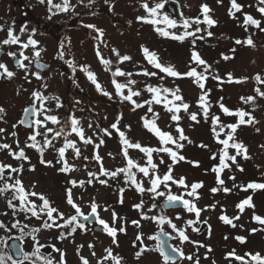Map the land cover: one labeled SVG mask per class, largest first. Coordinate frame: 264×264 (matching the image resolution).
Returning a JSON list of instances; mask_svg holds the SVG:
<instances>
[{
  "label": "rangeland",
  "instance_id": "1",
  "mask_svg": "<svg viewBox=\"0 0 264 264\" xmlns=\"http://www.w3.org/2000/svg\"><path fill=\"white\" fill-rule=\"evenodd\" d=\"M25 1L32 3L36 0ZM102 1L104 0H96V2ZM178 1L182 6L183 20L171 12V0H108V3L111 4L110 12H108L111 22L106 20L104 17L106 13L104 12L96 11L91 18V22L97 27L93 32L95 58L88 49L90 44H87L82 32L78 35L73 33L75 38L83 39L82 42L75 45V48L80 47L79 53L74 52V49L70 53L64 48L62 49L65 62H74V64L88 67L89 71L95 73L103 91L111 94L105 96L101 91H98L81 67L78 70L73 69L77 74L73 76L72 71H68L66 66H63L62 69L49 74L45 84L46 87L45 85L39 87V92L47 97L46 100H41V110L43 109L41 120L44 119L45 115H55L62 123L57 126L52 124L51 121H47V127L57 131L63 127L65 132L70 133L67 139L75 141L80 149L81 155L79 157H76L73 149H66L65 152V159L70 165H74L73 171L68 173L60 171L63 164L60 161L58 149L64 145L63 136L53 140V145L46 147L41 157L37 150L26 147V144L31 143L29 137L35 129H22V126L18 127L17 125L14 127L13 123L20 115L14 110L19 109L29 101V93L36 87V84L22 83V80H19L18 83V80H12L2 85L0 107L5 109V113L0 114L4 116L0 119V129H4L3 132H0V144L11 145V151L13 152H18L19 149L23 148L29 159H14L9 154V150L0 149V163L11 165L13 168L23 166L22 172L12 173L7 170L5 179L0 180V187H3L5 181L14 183L16 179H20L27 191L34 190L47 197L51 202V206L62 212L65 219L76 215L75 209L67 203L66 199V190L71 188L74 202L80 207L84 215L91 212V205L95 202L98 205L97 212L100 219L117 229L121 227L126 229L125 232L118 231L115 238L116 243L106 232L94 231L87 225H85L86 231L77 228V231L72 235L68 233L71 227L75 225L46 229L42 226L43 220L47 219L46 216L37 219L31 213L21 211L19 201L13 199L12 191L0 193V223L4 225V227H0V255L3 257V264L12 263L11 259H5L9 254L6 249V242L9 238L16 237L22 238L24 255L27 254L30 257V259L24 258L26 264H45L46 259H50L53 264H61V253L64 254L65 264H82L81 257L86 258L89 264H98L107 255L106 249L108 248L112 249L114 255L122 258L121 264H159V253H144L141 245L144 242L140 243L137 237H141L139 235L141 233L147 241L146 245H153L154 239L150 237H152L153 231L160 228L168 229L174 234L176 245L184 250V257L192 256V260L183 258L175 264H194L197 259L199 264H242L241 261L229 256V253L233 251L236 256L244 257L247 264H256L246 255L247 253H259L261 257H264V228L260 229L252 221V207L246 206L242 213L237 208L240 202L251 196L252 201L256 202V207H261L257 212L264 213V189L242 190L241 188L235 195L232 191L223 192L222 194H218V191L216 193L211 191L213 188H219L218 173L214 172L213 168L217 167L224 146L218 141L227 138V133L230 131L227 125L238 122L237 116L225 115L220 108V104L223 103L230 110H233V104L235 107L238 106L234 101L239 105L241 103L240 100L234 99L237 90L240 89L239 91L244 93L245 88H250L247 91L250 93L254 88L244 83L232 85V83H237L235 81L238 80L233 72L248 75L249 73L252 74L251 72L257 66L255 64L245 69L235 63L232 50L234 46L241 45L236 44V40L245 41L250 34L248 25L243 23L245 14L250 15V13L258 12V9L261 6L264 7V5L255 0H237V3L242 5L243 8L241 12L235 13L236 18H232L229 15L231 0ZM144 2H147L150 7H155L157 3H163L164 8L159 10L160 15L158 18L162 21L163 16L167 15L170 19L177 21V27L169 28L163 22L159 25H152L138 20V17L148 15L142 7ZM205 4L211 9L209 16L216 20L217 24L209 27L204 23L200 25L193 23L187 31H194L196 27L202 29L201 32L196 33V37L188 36L181 42L172 39L171 35L165 37L156 32L155 29L160 27L170 34L182 35L185 31L182 26L185 19L191 21L196 17H200L203 20L202 5ZM35 9L38 10L36 12L34 10V13L39 15L47 12V6L44 5L37 6ZM98 28L103 31L102 37L96 30ZM209 31L213 33L212 36L207 35ZM104 33L106 39L110 41L105 39ZM201 36L203 39L199 38ZM193 40H195V43H193ZM63 45H67L66 41ZM142 46L157 53L162 63L173 65L175 70L180 73H187L191 69H195L198 73L204 72V66L192 60L193 53H198L211 66L210 70L205 73L208 77L207 80L202 81L204 89H201L194 82L195 78L193 77H170L154 68L145 58ZM97 49L100 55L111 61L110 70L106 71L104 65L100 63ZM113 49L118 50L121 57L128 55L132 59L121 62ZM248 53L250 54V51ZM224 56H228L230 59L225 60ZM117 69L125 73H132V76L113 77L112 73ZM144 70L157 72V75L144 76L142 75ZM229 73L232 74V82L228 81ZM216 76L219 79H215ZM113 79L123 84H127L129 80H135L136 83L131 87L133 90L140 91L141 95L133 99L141 104L152 99L153 94L147 91L146 86L148 85L168 89L178 88L180 95L183 97L182 102L187 103L189 109L187 112L181 109L178 113L181 119L178 122L171 120V113L165 110L163 102L161 104L152 103L150 105L151 112L148 111V104H144L143 107L133 111L134 106L131 102L122 100L121 96L117 94L112 83ZM205 93H207V104L209 105L207 119L204 117L203 108L198 103L200 96ZM124 94H128L127 89L124 90ZM168 99L173 98L168 95ZM182 102L175 101L178 105ZM156 113L159 114V118L155 117L154 114ZM191 113L197 114L198 122L190 119ZM121 115L122 118H120ZM213 116H219L220 124L225 126L218 138L212 129L215 126L217 131H220V126L213 124ZM72 118L80 121L85 136L92 138V144L85 145L75 133H71L70 121ZM145 118L150 121L155 119L157 126L162 131L171 133L174 138L179 136L176 130L178 125L183 128L184 134L191 143L187 140L180 141L184 145L182 149L171 143L163 145L158 137L144 127ZM118 119L120 130L125 133L127 139L132 143H140L144 147L151 148L170 147L186 158L183 161L173 163L167 153H153V162L158 165L155 175L162 178L169 172V165H171L173 181L167 182V187L162 183L158 188V191L164 193V195L157 196L155 193L147 191L151 187L150 177L154 174L147 164V155L139 149L129 148L128 157L141 167H149L150 177H145L139 172L138 168L132 169L136 180L141 182L145 189L143 193L138 192L130 182H125L126 176L124 173H120L115 178L102 174L101 168L112 172L127 166V158L123 154L124 145L119 134L111 127ZM89 124H91V127H89ZM104 129H108L111 135H106ZM39 130L41 133L45 131L43 127ZM238 132L237 129L234 136L238 135ZM13 133L16 135H13ZM48 138L52 139V133L48 134ZM101 139L104 141L103 144L99 143ZM37 141L43 144V136H37ZM98 144L99 147L97 148L96 145ZM201 145L207 147H201ZM96 155L101 157L100 161L95 159ZM214 156L215 159H213ZM161 158L164 163H160ZM41 159L51 161V166L42 164ZM32 166L35 167L34 171L30 170ZM89 173H96L98 179L89 176ZM9 176L11 179H8ZM181 178L185 179L188 187L174 182L179 181ZM228 179V177H225L224 184L230 188L234 182ZM73 180L77 181L75 186L70 183ZM89 180L92 182L88 183ZM100 180H106L107 183L101 184ZM81 181L84 182L82 187L79 183ZM194 183H202L203 185L197 189L199 199L187 195V192L191 191L190 186ZM33 185H35L34 188ZM122 189L123 192H121ZM169 192L173 195L183 196L184 199L192 200L197 207L202 209L199 221L195 225H200L203 219L208 220V224L202 223V226H207L206 231H193L194 225H188L187 221H196L197 217L195 213H189L185 208L158 212L159 206L167 200ZM29 199L38 206L42 203L38 197H29ZM121 199L123 200L122 203L120 202ZM9 200L16 206L14 209L9 207ZM141 203L142 208L137 209L134 207V205ZM153 204L156 205L155 208L152 207ZM213 205L214 207H210ZM113 213L118 217L115 222L113 221ZM160 215L170 219L177 226V229L184 230L186 235L189 236V241H182L178 232L173 230L168 223L161 225L155 220L143 218V216L157 217ZM222 215H227L229 218L239 216L238 220L234 219L233 221L236 227L225 224L220 219ZM133 221H139V226L133 224ZM17 222H19L18 226L13 227ZM57 223L63 224L64 221L58 219ZM33 229H39V231L33 232ZM252 229H257V231L253 233ZM62 233L64 234L63 239L60 238ZM238 234L246 235V242L241 243L237 240ZM89 245L94 247L90 248ZM37 248H39V256L33 255ZM209 248L211 251L208 250ZM138 251L143 253L139 259L136 258ZM93 252H95V255L92 254ZM107 262L114 264L110 259L105 261V263Z\"/></svg>",
  "mask_w": 264,
  "mask_h": 264
},
{
  "label": "snow or ice",
  "instance_id": "2",
  "mask_svg": "<svg viewBox=\"0 0 264 264\" xmlns=\"http://www.w3.org/2000/svg\"><path fill=\"white\" fill-rule=\"evenodd\" d=\"M44 2H45V0H40V3H44ZM48 3H51V0H48ZM106 3H107V0H106ZM260 3L264 4V0H260ZM55 7L59 8L60 11H64V12L68 11V8H69L68 0H64V4L62 7L60 5H55ZM142 7L145 9V11L148 13V15L144 16V17H138L137 18L138 20H140L144 23L152 24V25H159L161 22H163L169 28H176L177 27V21L174 19H170L167 15L163 16L162 21H161V19L158 18L160 15L159 10L164 8L163 3H157L155 5V7H150L147 2H144L142 4ZM242 8H243V6L240 5L239 3H237V0H231V8L229 10L230 17L236 18L235 13L241 12ZM210 11H211V9L209 8V6L205 4V5H202L203 20H201L200 17H196L194 20H191V21L188 19H185L183 21V25H182L183 28L185 29V31L182 35L170 34L168 31H166L160 27H157L155 30H156V32H158L162 36L167 37V36L171 35L172 39H175V40L182 42V41H184V39L186 37H188V36L196 37V33L202 31V29L200 27H196V29L194 31H187V29H189L193 23H195L196 25H200V24L204 23V24H207L209 27L215 26L217 24V21L212 19L209 16ZM258 11L261 14H264V7H260L258 9ZM243 23H244V25L255 26L256 28L260 29V31L264 32V28H261V21L254 19L251 15L245 14ZM87 27L95 28L94 25H88ZM96 30L100 33V36L102 37L103 31L100 29H96ZM23 31H24V28L21 29V32H23ZM207 35L212 36L213 33L209 31L207 33ZM199 38L203 39L202 36ZM37 43L38 42L35 39L31 38V36H30L26 43L21 44L19 36L15 35L11 28L8 30V38L3 41V44H5V45L21 44V47L23 49H27L29 46H33L35 48ZM193 43H195V40H193ZM235 43L236 44H246L247 46L255 47L254 41H253L251 36H249L245 41L236 40ZM232 51L234 52L235 49H233ZM113 52L115 53V55L119 58V60L121 62L130 61L132 59L128 55H124L121 57L119 51L116 49H113ZM142 52H143L145 58L147 59V61L154 68L158 69L160 72L165 73L167 76H170V77H177V78H179V77H193V78H195L194 82L197 83L201 89H204V83H202V81L207 80L208 77H207V75H205V73H207L210 70L211 66L208 65L207 62L205 60H203L198 53H195V52L193 53L192 60L194 62H196L197 64L204 66V72L203 73H198L195 69H191L187 73H180L177 70H175V67L173 65H165L164 63H162L160 61L158 54L150 51L147 47L142 46ZM8 55L12 56V57L16 56V54L12 53V52H9ZM61 55H63V53H61ZM35 56L39 57L40 52L36 51ZM97 56L99 57L100 62L104 65L105 70L106 71L110 70L109 66L111 65V61L105 59L102 55H100L98 49H97ZM20 57H22V58L17 59V61H16L17 66L19 68L27 71V65H25L24 61L28 60L29 57L24 55L23 52L20 53ZM223 58L225 60L230 59V57H228V56H224ZM38 67H42V65H38ZM82 70L87 73L88 79L92 82L93 85H95V87L98 91H101L103 93V95H105V96L111 95L110 93L103 91L102 85L98 82L95 73L89 71L88 67L82 66ZM35 75L37 76L38 79L40 78L39 73H35ZM112 75H113V77H116V76H129L130 77V76H132V73H125L124 71L117 69L115 72L112 73ZM142 75H144V76H156L157 72H149L147 70H144L142 72ZM14 76H15V73L13 71L9 70L7 65L0 63V78L11 79ZM214 78L219 79L218 76H216ZM255 79L258 82L264 83V81L261 80V77L259 74H257ZM228 81L229 82L233 81V77H232L231 73L228 74ZM235 82L241 83L243 81L236 80ZM112 83L115 87L117 94L121 96L122 100H126V101L131 102V104L134 106L133 111H135V109H137V108L143 107L144 104H148L149 105L148 111L151 112L152 108L150 105L152 103L161 104L163 102L165 110L168 113H171V117H170L171 120L178 122L181 119L180 115H178V113L181 111V109H183V111H185V112H187L189 109V105L187 103L182 102L183 97H182V95H180V90L178 88L168 89V88L153 87L151 85H148V86H146L147 91L149 93L153 94L152 99L146 100V101H144V104H141V103H138L135 99H133L134 97H138L141 95L140 91L133 90V88L131 87V85H134L136 83L135 80H129L127 84H123V83H119L115 79H113ZM45 87H46V85H45ZM125 89H127V92H128L127 95L124 94ZM256 91L261 97H264V92L260 91V89H258V88L256 89ZM168 95H171L173 99L169 100ZM33 96L39 100H46L47 99V97H44L40 92H34ZM241 100L244 103H249V102L254 103L255 97H253V96L241 97ZM175 101H181L182 103H180L178 105L175 103ZM198 103H199L200 107L203 108L204 117H205V119H207L208 118V111H209V105L207 104V93L200 96ZM220 108L225 115H229V116L234 115V116H237L239 119H238L237 123L227 125V128L230 129V131L227 133V138L218 141L224 147L222 150V154L220 156L219 166L213 168V171L217 172V173H221V172H223V170L225 168L230 167V165L227 163V161L230 160L233 163H235L238 155H243L244 159L250 158L247 155V148L245 147V145H243V143L237 142L235 140L234 134L236 133L237 129L241 125H245V124L250 125V124H253L256 122L255 118L253 116H251L250 113H248L244 110L232 111L228 107H226L223 103L220 104ZM44 111L46 112L47 110H44ZM4 113H5V109L0 107V114H4ZM37 115H39V113L35 108L25 109L24 110L25 119H22L19 122L20 124H24L30 128L35 126V130H34L33 134L29 137V140L31 141V143L26 144V147H30V148L37 150L42 157L43 153L45 151V148L51 147L53 145V140H55L57 137L63 136L64 137V145H63V147H60L58 149L60 161L63 164L60 171L64 172V173H68L70 171H73L74 165H70L68 163V161L65 159V152H66V149H73L76 157H79L81 155V153H80V149L76 145V142L67 139V136L70 133L65 132L63 127L58 131L54 130L53 128L47 127V123H46L47 121H51V123L54 125L60 124L59 119L55 115H45L43 120H41V119H35L34 121L30 120V117L37 116ZM154 115L156 118H159L158 113H156ZM245 117H248V119L246 120ZM2 118H3L2 115H0V119H2ZM120 118H122V115ZM190 119L192 121L198 122L197 121V114L191 113ZM212 120H213L214 125L220 126V131H217L215 126L212 129L213 133L218 138L220 136V132L223 131L225 126L220 124V117L219 116H213ZM41 127H43L45 129V131L43 133H41L39 130ZM89 127H91V124H89ZM111 127L113 129H115L116 132L119 134L120 140H121L122 144L124 145L123 154L127 158V166L124 168H120L117 171H112V172H109V171L101 168V172L104 176H108L111 178H115L120 173H124L126 176L125 182L126 183L130 182L132 185L135 186L136 190L140 193H143L145 191V189L142 186V183L138 182L136 180L135 173L132 171V169L138 168L139 172L142 173L145 177H150L149 167H141L138 164H136L130 157H128V149L129 148L139 149L141 152H143L147 155V158H148L147 164L152 169L153 174L155 173L156 169L158 168V165L153 162L152 157H153L154 152L167 153L170 156L173 163H177L179 161H183L186 159L183 155H180L178 152L174 151L170 147L151 148V147H144L140 143H132L129 139H127L125 133L120 130L119 119L115 123H113L111 125ZM128 127L130 128V126H128ZM144 127L148 131L152 132L156 137H158L159 141L163 145H168L169 143H171V144H174L177 148L182 149L184 147V145H183V143H180V141H186L187 140L189 143H191L189 138L184 134L183 128L179 127L178 125H177V129H176L177 132L179 133L178 138H174L171 133L162 131L157 126V124L155 123V119L150 121V120L145 118L144 119ZM70 130H71V133H75L85 145H89V144L93 143V140L91 137L85 136L84 129L80 126L79 120H77L75 118L71 119ZM3 131H4V129H0V132H3ZM103 131L106 135H111V133L108 131V129H104ZM49 133H52V139L48 138ZM13 135H16V134L13 133ZM41 135L43 136V144H40L37 141V136H41ZM230 141L232 142L231 144L229 143ZM99 143L103 144L104 143L103 139H101ZM17 144H18V142H17ZM96 147L98 148L99 144L96 145ZM201 147H207V146L201 145ZM229 147L236 150V155H229V152H228ZM261 147H264V145H262ZM0 149L9 150V154L12 155L14 159H17V160H28L29 159L26 156L23 148L19 149L18 152H13V151H11V145L5 143V144H0ZM85 159H87V157H85ZM95 159L97 161H100L101 157L99 155H96ZM213 159H215V156L213 157ZM41 163L45 164L46 166H51V161H45V160L41 159ZM160 163H164L162 158H161ZM237 167H239V166L237 165ZM169 169H170L169 172L167 174H165L162 178L159 175H155V174L153 176H151L150 177L151 187L149 189H147V191L155 193L157 196L164 195V193L158 191V188L162 183L165 184V186L167 187L168 186L167 182L173 181V177L171 174V165H169ZM7 170H10L12 173L22 172L23 166L21 165L20 168H13L11 165H5V164L0 163V180L5 179V172ZM30 170L34 171L35 167L32 166L30 168ZM239 170L243 171L242 168H240ZM89 176L98 179V176L96 173H89ZM230 178L233 180L235 179V177H230ZM8 179H11V177L9 176ZM91 182H92L91 180L88 181V183H91ZM99 182L101 184L107 183L106 180H100ZM174 182L181 185V186L188 187L184 178H181L179 181H174ZM217 182L220 185L224 184V180L221 179L219 175L217 176ZM70 183L73 186H75L77 184V181L73 180V181H70ZM79 183H80L81 187L84 184L83 181H81ZM202 186H203L202 183L192 184L190 186L191 191L187 192V195L189 197H195L196 199H199L197 189L201 188ZM34 187H35V185H33V188ZM248 189H253V190L264 189V183H249L245 187L244 190H248ZM8 191H12L13 192V199L19 201L21 211H23L25 213H31V215L37 219H41L42 216H46L47 219L43 220V225H42L46 229L47 228H53V227L64 228V227L75 225V226L71 227V230L68 233L69 235L74 234L77 231V228L84 229L85 231L87 230V229H85L84 223H81L78 220V217H83V220L87 221V220H89V216L84 215L81 212L80 207L74 202L71 188L66 190V199H67V203L75 209L76 215H72V216L68 217L67 219H65L64 214L62 212H59V210L57 208L51 206V202L43 194L37 193L34 190L33 191H27L23 185L22 180H20V179H16L14 181V183H8L7 181H5L3 187H0V193H6ZM211 191L213 193H216L217 191H220V189L213 188V189H211ZM223 191L225 193H228L231 190L228 189L227 187H225V188H223ZM121 192H123V189L121 190ZM29 197H38L39 200L42 201V203L38 206L34 201L30 200ZM120 202L122 203L123 200L121 199ZM167 203L169 205H174L176 203H180L183 206V208H185L187 210V212L195 213L197 220L196 221H193V220L187 221L188 225H190V226L195 225L199 221V217H200L202 209L197 207V205L192 200L184 199L183 196L173 195V194H170V192H169V194L167 195ZM8 205H9V207H11L13 209L16 207L12 203L11 200L8 201ZM142 206H143L142 203L134 205V207L137 209L142 208ZM246 206L254 208V205L252 204V197L251 196L247 197L242 202H240L237 205V208L242 213ZM152 207L155 208L156 205L153 204ZM210 207H214V205L210 206ZM97 209H98V205L95 202H93L91 205V214L96 217V221L99 223V225L102 226V230L104 232H106L109 237L113 238V242L116 243L115 238L117 236L118 231L119 232H125L126 229L124 227L117 229L114 226H110L106 221L99 218L98 213H97ZM54 213L56 214L55 216L53 215ZM143 218L155 220L158 224H161V225H163L164 223H168L173 230H176L178 232L179 237L181 238L182 241H189V236L186 235L185 231L181 230V229H177V226L174 223H172V221L170 219H168L166 216H164V215H160L157 217L143 216ZM58 219L63 220L64 223L58 224L57 223ZM117 219H118V217L116 216L115 213H113V221L115 222ZM220 219L225 224H228L232 227H236V225L233 223V220L234 219L238 220L239 216H236L234 218H229L227 215H222L220 217ZM253 219H254V221L258 222L259 224L264 225V218L260 217L259 215H254ZM132 223L139 226V221H133ZM204 223H207V222L205 221ZM18 224H19V222H17V224H14L13 227H17ZM0 227H4V225L2 223H0ZM199 230H200L199 228L193 227V231L199 232ZM36 231H39V229H33V232H36ZM161 231H163V229H161ZM256 231H257V229H252L253 233H255ZM165 235H167V233H165ZM60 238L61 239L64 238L63 233L61 234ZM140 238L141 237H139V236L137 237V239H140ZM150 238H155V239L159 240V234H157L156 237H150ZM33 239H35V237H33ZM236 239L239 240L241 243L246 242L245 237H239L238 236V237H236ZM193 243H198V242H193ZM199 246L203 247L204 245H199ZM89 247L91 248L94 246L89 245ZM208 250L211 251L210 248ZM57 251H59V249H57ZM156 251H158L160 253V255L162 256L164 264H175L176 256L173 255V253L179 254V256L182 258L192 260V256L184 257V253L179 248L173 247L170 252L167 251L165 249L163 241H161L157 245ZM106 253H107V255L103 258L104 260L110 259L114 262V264H121L122 258L117 256V255H114L111 248L106 249ZM92 254L95 255V252H93ZM142 254H143L142 252L138 251L136 253V258L139 259ZM33 255L39 256V248L36 249V251L33 253ZM246 255L250 257L251 261L256 262V264H264V257H261L259 253H256L255 255H253L251 253H247ZM229 256L234 257L236 260L241 261L242 264H247V262L244 261V257L236 256L234 251L232 253H229ZM24 258L30 259V257L27 254H25ZM9 259H11V257H9ZM81 260H82V264H89V261L86 258L81 257ZM0 264H3V257H0ZM13 264H17V262L13 261ZM19 264H23V261H20ZM45 264H53V262L50 259H46ZM61 264H65L63 253H61ZM98 264H103V261H99ZM195 264H199L198 259L196 260Z\"/></svg>",
  "mask_w": 264,
  "mask_h": 264
},
{
  "label": "flooded vegetation",
  "instance_id": "3",
  "mask_svg": "<svg viewBox=\"0 0 264 264\" xmlns=\"http://www.w3.org/2000/svg\"><path fill=\"white\" fill-rule=\"evenodd\" d=\"M255 1L260 2V0ZM68 3V11L64 12L55 7V5H60L62 7L64 4V0H51V3H48V0H45L44 3H40V0H36L32 3L26 2L25 0H0V63L7 65L9 70L15 73V76L11 79L0 78V95L2 94L3 90L2 85L5 83H9L12 80H18V83L19 80H22V83L29 82L31 85L36 84V87L33 88L30 93L26 91L27 93H29V101L26 104L22 105L19 109L14 110L17 114H20L13 123L14 126H22V129L28 130L35 129V126L32 128H26L19 122L22 120L24 110L27 108H35L39 113V115L37 116H32L31 121H34L35 119H41L43 110H41L42 102L41 100L36 99L33 96V93L39 92V87L46 84L49 74H53L55 70L62 69L63 66H66L68 71H72L73 76H76L77 74L73 69L76 68L78 70L80 69V67L82 68L81 64L77 65L74 64V62H65L63 59V55H61L63 48L69 53L72 52L73 49L74 52L79 53L80 47L77 46L75 48V45L82 42L83 39L75 38L73 33L78 35L80 32H82L84 34L87 44H90V48L88 49L93 53L95 58L93 32L97 27L91 22V18L94 16L96 11L101 13L104 12L106 13V15H104L106 20L111 22L110 14L108 13L110 12L111 4L108 3V0L107 3L106 0L102 2H96V0H68ZM42 5L47 6V12L43 13L42 15L34 13V10L35 12L36 10H38L35 8ZM250 15L254 19L260 20L261 28H264V14H261L258 11L250 13ZM88 25H94L95 28L87 27ZM10 28L13 30L15 35L19 36L21 44L26 43L30 36L31 38L35 39L38 42L35 48L33 46H29L27 49H23L21 47V44H3V41L8 38V30ZM22 28H24L23 32H21ZM248 30H250V34L247 37H252L255 47H250L246 44H241L238 47L234 46L233 49H235V51L233 52V61L235 63H238L245 69H248L255 64H257V66L253 72L250 71L252 74H237L236 71L233 72V74L237 77L238 80L243 81L241 83H244L248 86L251 85L254 88L250 93L247 92L250 88H245L244 93H241L239 91L240 89L237 90L234 99L240 100L241 103L239 105L236 101H234L238 106L235 107V105L233 104L232 108L234 109L232 111L244 110L250 113L251 116L255 118V123L250 125H241L238 128V135L234 136L237 142H241L243 143V145H245V147L247 148V155L250 158L244 159L243 155H238L235 163L230 160L227 161L230 167L225 168L223 172L218 173L221 179L224 180L225 177H228V180L234 182V184L230 186V188L227 187L233 192L234 195L238 192V190H241V188L242 190H244L249 183H264V147H261L262 145H264V97H261L256 91V89L258 88L260 89V91L264 92V83L258 82L255 79L257 74H259L261 80L264 81V32L260 31V29L252 25H248ZM65 38L67 39L65 40ZM106 38L107 37L105 34V39ZM106 40L110 41L109 39ZM65 41L67 45H63ZM36 51L40 52L39 57L35 56ZM248 51H250V54L248 53ZM9 52L15 53L16 56H9ZM21 52L29 57L28 60L24 61L25 65H27V71L19 68L16 63L17 59L22 58L20 57ZM40 62H42L43 64H40ZM38 65H42L43 68L38 67ZM35 73H39V79L37 78ZM241 83H232V85H240ZM249 96L255 97L254 103H244L241 100V97ZM2 117L4 116L2 115ZM245 119L247 120L248 117H245ZM59 121L61 124L62 122L60 119ZM60 124H58L57 126H59ZM228 152L229 155H236V150L231 147H229ZM219 163L220 161L218 162L217 167L219 166ZM237 165L239 167H237ZM240 168H242L243 171H240ZM230 177H235V179L232 180L230 179ZM218 185V189H220V191H218V194H222L224 192L223 188H225L226 186L225 184ZM252 204L254 205V208L252 207V219L254 215H259L260 217L264 218V213L257 212L261 207H256V202L254 201H252ZM158 212L161 213L162 211H159L158 209ZM205 221L207 223H204ZM202 223L208 224V220L203 219L199 227L194 226L200 229L199 232H201V230H207V226H202ZM96 224L98 223H84V225L89 226L94 231L102 232L103 230L95 229ZM254 224L260 227V229L264 228V225H261L256 221H254ZM161 229H163V231L170 235L172 244L176 248L181 249L175 243L176 237L168 229H157L156 231H153L152 237H156ZM139 235L142 237V239H139L140 243L142 241L144 242V244L141 243V245L143 246L142 249H144V253H159L158 251H156V247L161 242L160 240L153 238L154 244L147 246L145 237L141 233ZM182 252L184 253V250H182ZM9 255L10 254H8L5 259H7ZM182 259L183 258L176 260L175 263L181 261ZM21 261H23V264H26L24 262V258ZM102 261L104 264H109V262L105 263L106 260L104 259ZM19 262L17 264H19ZM11 264H13V261ZM159 264H164L161 255Z\"/></svg>",
  "mask_w": 264,
  "mask_h": 264
},
{
  "label": "water",
  "instance_id": "4",
  "mask_svg": "<svg viewBox=\"0 0 264 264\" xmlns=\"http://www.w3.org/2000/svg\"><path fill=\"white\" fill-rule=\"evenodd\" d=\"M170 10L172 13H174L179 19H183V15H182V12H181V7H180V3L177 1V0H171L170 2ZM40 64H43L42 62H40ZM43 68V67H42ZM30 109V108H28ZM31 118V117H30ZM22 119H25V116H23ZM24 125V124H23ZM26 126V125H24ZM28 127V126H27ZM162 206L164 208H177V207H182V205L180 203H176L174 205H169L167 203V200H165L163 203H162ZM89 222H96V217L93 216L91 213L89 215ZM80 221L82 222H87L85 220H83V217H80ZM101 227L97 226L96 229H100ZM159 239L161 241L164 242V246H165V249L167 251H171V249L174 247L171 243V240H170V237L169 235H165L164 232H159ZM8 247L10 248L11 250V253H12V256L15 260H21L22 257H23V245H22V240L20 238H13L11 239L9 242H8ZM173 255L176 256V259H180L181 257L179 256V254L177 253H173Z\"/></svg>",
  "mask_w": 264,
  "mask_h": 264
},
{
  "label": "trees",
  "instance_id": "5",
  "mask_svg": "<svg viewBox=\"0 0 264 264\" xmlns=\"http://www.w3.org/2000/svg\"><path fill=\"white\" fill-rule=\"evenodd\" d=\"M239 237H242V236H239ZM246 238V237H245Z\"/></svg>",
  "mask_w": 264,
  "mask_h": 264
}]
</instances>
